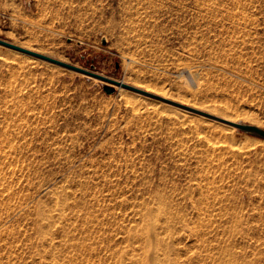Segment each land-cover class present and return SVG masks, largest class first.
I'll return each instance as SVG.
<instances>
[{
	"label": "rangeland",
	"instance_id": "rangeland-1",
	"mask_svg": "<svg viewBox=\"0 0 264 264\" xmlns=\"http://www.w3.org/2000/svg\"><path fill=\"white\" fill-rule=\"evenodd\" d=\"M0 37L264 128V0H0ZM198 118L0 45V264H264V139Z\"/></svg>",
	"mask_w": 264,
	"mask_h": 264
},
{
	"label": "water",
	"instance_id": "water-1",
	"mask_svg": "<svg viewBox=\"0 0 264 264\" xmlns=\"http://www.w3.org/2000/svg\"><path fill=\"white\" fill-rule=\"evenodd\" d=\"M0 45L3 46V47L9 48L11 50H14L16 52L23 53V54H26V55H29V56H32V57H35V58L42 59V60H46V61L51 62L53 64L60 65L62 67H65V68H68V69H71V70H74V71H77V72H81V73H84L86 75L98 78V79H100V80H102L104 82H109L110 84H115V85H117L119 87L131 90V91H134V92H137V93L149 96V97H152L154 99H158L160 101H163V102L172 104L174 106H177L179 108L185 109L187 111H190V112H193V113H196V114H199V115H203V116H205L207 118L220 121V122L225 123L227 125L233 126V127L237 128L238 130H240V131H242L244 133H247V134L259 137L261 139H264V128L261 127V126H258V125H255V124H251V123L237 122V121L228 120V119L220 117L218 115H214V114H212L210 112H207V111H204V110H201V109L189 106V105H185V104H182V103H180L178 101H175V100H172V99H168V98H165L163 96L154 94L152 92H149V91H146L144 89L138 88V87H136L134 85H131V84H128V83H122V82H120V81H118L116 79H111V78H109L107 76L101 75V74L96 73L94 71L78 67L76 65L70 64L68 62L61 61L59 59H56L54 57L48 56L46 54L31 50V49H27L25 47L17 45L15 43H13L11 41H8L6 39H3L1 37H0ZM104 88H105V90H106V92L108 94H112L115 91L114 87H112L111 85H105Z\"/></svg>",
	"mask_w": 264,
	"mask_h": 264
},
{
	"label": "bare ground",
	"instance_id": "bare-ground-1",
	"mask_svg": "<svg viewBox=\"0 0 264 264\" xmlns=\"http://www.w3.org/2000/svg\"><path fill=\"white\" fill-rule=\"evenodd\" d=\"M23 47V46H22ZM28 49V48H27ZM62 61V60H61ZM65 62V61H64ZM112 79V78H111ZM119 81V80H118ZM120 82H122V83H125L124 81H120ZM136 87H138V88H141V89H144L143 87H139V86H136ZM144 90H146V91H149V90H147V89H144ZM149 92H151V91H149ZM154 94H155V92H154ZM157 94V93H156ZM163 97H165V96H163ZM166 98V97H165ZM187 105V104H186ZM201 116V118H198L197 119V122L198 123H200V124H202V125H204V120L202 119V117H205V116H203V115H200ZM227 119V118H226ZM228 120H232V119H228ZM232 121H235V120H232ZM223 124H225V123H223ZM227 125V124H226ZM230 126V125H229ZM230 127H232V129H234L235 127H233V126H230ZM249 137V136H248ZM264 144V143H263ZM152 248V247H151ZM159 261V257H154V263H157ZM148 262V261H147ZM147 264H149V262L147 263Z\"/></svg>",
	"mask_w": 264,
	"mask_h": 264
}]
</instances>
